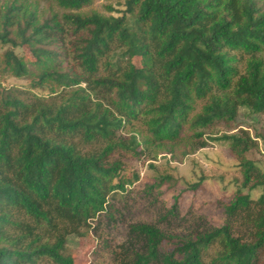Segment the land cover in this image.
I'll list each match as a JSON object with an SVG mask.
<instances>
[{
    "label": "trees",
    "instance_id": "obj_1",
    "mask_svg": "<svg viewBox=\"0 0 264 264\" xmlns=\"http://www.w3.org/2000/svg\"><path fill=\"white\" fill-rule=\"evenodd\" d=\"M52 1L62 15L0 0V74L41 90L0 83V264H74L69 234L96 217V232L126 222L113 202L129 190L115 154L182 160L208 139L229 143L242 175L224 222L180 233L130 222L121 243L98 233L100 247L113 264H264V170L248 157L258 140L214 132L240 107L264 114V0H125L121 15L84 11L94 0ZM25 45L32 62L16 51ZM132 56L144 80L123 67ZM255 188L256 200L244 192ZM177 214L175 197L165 218Z\"/></svg>",
    "mask_w": 264,
    "mask_h": 264
},
{
    "label": "rangeland",
    "instance_id": "obj_2",
    "mask_svg": "<svg viewBox=\"0 0 264 264\" xmlns=\"http://www.w3.org/2000/svg\"><path fill=\"white\" fill-rule=\"evenodd\" d=\"M35 2L43 11L50 12L51 9L60 15L65 11L52 0H35ZM109 5L113 8L112 11L107 8ZM124 9L125 0H94L83 10L121 15ZM3 51L4 48L0 45V53ZM16 51L19 55L25 54L31 62L36 59V55L26 45ZM122 64L124 68L136 74L140 80L147 77V70L140 56L127 57ZM101 73H104L103 68H101ZM0 83L7 88L16 87L22 91L31 90L34 93H41V90L32 87L30 78L0 74ZM242 128L249 130L258 140V147L249 152L248 157L264 170V114H253L245 107H240L236 120L229 124L218 122L214 132L216 135L236 132ZM207 141L208 145L205 148L182 160L173 159L171 154L167 156L159 154L156 159L151 160L145 156L137 158L115 154L113 158H119L125 164L122 179L128 182L129 190L122 195H117L113 202L126 222H118L117 226L113 224L109 227L105 223L102 228H97L96 232L95 227L99 219L96 217L89 221L90 226L81 227L76 233L69 234L65 243V253L73 257L74 264H113L110 253L105 248L101 249L97 234L99 233L111 242L121 243L127 239V223L130 222L155 223L175 233L188 231L200 225V227H208L222 224L226 218L223 205L235 197L241 186L242 175L238 160L227 141L212 139ZM76 142L81 143L80 147L85 150L91 147L90 144L82 143L79 138ZM134 173L139 177L130 183ZM160 175H169L171 180L165 182L160 189L149 192V186L154 184ZM202 178L203 181L199 187L191 188ZM244 192L256 200L261 193V188L251 191L244 190ZM175 197H178V214L165 218ZM100 217L106 221L103 215ZM40 232L45 231L42 229ZM48 234L51 233L48 232ZM41 239L42 241L48 239L47 235H43ZM38 264L53 263L43 259Z\"/></svg>",
    "mask_w": 264,
    "mask_h": 264
}]
</instances>
